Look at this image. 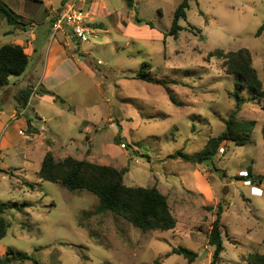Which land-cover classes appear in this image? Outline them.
Wrapping results in <instances>:
<instances>
[{
	"label": "rangeland",
	"instance_id": "obj_1",
	"mask_svg": "<svg viewBox=\"0 0 264 264\" xmlns=\"http://www.w3.org/2000/svg\"><path fill=\"white\" fill-rule=\"evenodd\" d=\"M122 1V16L131 24L127 35L101 17L96 23L102 27L88 19L94 32L88 42L74 41L80 48L77 58L98 77L81 75L56 86L54 94L66 104L65 117L49 123L53 111H60L41 102L39 113L48 123L35 121L37 141L30 137L35 134L25 133V145L1 151L0 203H16L20 209L0 213L9 225L0 240V257L5 247L41 264H191L179 255L166 258L182 246L199 254L193 264H211L214 248L208 236L221 205L226 232L219 264H250L252 254L264 255V99L247 90L236 98L240 80L210 55L248 49L264 85V30L259 35L264 0L192 1L178 39L160 34L169 33L182 0H132L133 8ZM7 27L0 15V40H12L2 35ZM69 107L90 121L83 132L68 122ZM235 111L238 120L255 122L249 144L228 142L211 165L171 158L179 150L202 151ZM96 113L101 114L97 122L91 121ZM50 145L57 160L70 155L126 169L125 185L156 187L168 198L176 229L142 231L113 213L96 214L99 199L86 190L71 192L39 180ZM201 183L209 188L200 189Z\"/></svg>",
	"mask_w": 264,
	"mask_h": 264
},
{
	"label": "trees",
	"instance_id": "obj_2",
	"mask_svg": "<svg viewBox=\"0 0 264 264\" xmlns=\"http://www.w3.org/2000/svg\"><path fill=\"white\" fill-rule=\"evenodd\" d=\"M195 0H182L175 11L172 27L166 36L179 38L183 27L181 21H187V12L190 3ZM127 5L134 7L132 0H127ZM0 15L7 20L10 26L23 25L20 18L5 4L0 2ZM138 23L143 20L136 17ZM264 27L259 30V35ZM224 61L223 65L229 75L236 76L240 82L235 90L236 98L240 97L241 90H247L253 94L257 100L264 99V85L258 76V72L253 66L252 54L248 49H241L237 52L217 50L210 55ZM29 66V57L24 48L16 44H6L0 48V90L9 86L11 77L22 76ZM144 66H148L144 65ZM147 77V76H146ZM145 77V78H146ZM148 81H152L147 78ZM35 93L40 96L50 94L55 96L57 101L65 103L63 99L44 89L35 90L31 85L23 91L21 98L22 108L28 104L30 96ZM29 125L32 126L31 121ZM255 128V122L238 120V112H233L226 121L225 130L216 137H211L204 149L195 154H187L182 150L171 156L173 159H181L184 162L195 165H211L220 149L228 142L237 145H247L251 142ZM264 138V128H263ZM116 141L125 145L117 137ZM127 147V146H126ZM126 169L118 170L112 166L98 165L87 160H79L74 157H66L57 160L52 152H47L37 177L41 181L52 182L62 185L71 192L86 190L99 199V206L95 210L96 214L113 213L134 227L142 231L168 232L176 229L177 221L172 215L168 198L156 187H129L124 183ZM248 179L254 178L252 169L248 170ZM33 188V186H31ZM20 206L16 203H0V213ZM223 207L219 205L217 219L213 222L208 236L209 245L214 248L211 264H219L224 251L223 233L226 232L221 223ZM9 229V225L4 220H0V240H2ZM171 255L183 256L191 264L199 258V254L186 247L179 246L173 248L166 258ZM31 261L34 264H41L33 256L9 248L6 254L0 257V264H17ZM250 264H264V255L252 254L249 256ZM159 264V262H156ZM110 264V263H104Z\"/></svg>",
	"mask_w": 264,
	"mask_h": 264
},
{
	"label": "crops",
	"instance_id": "obj_3",
	"mask_svg": "<svg viewBox=\"0 0 264 264\" xmlns=\"http://www.w3.org/2000/svg\"><path fill=\"white\" fill-rule=\"evenodd\" d=\"M0 2L11 9L23 24L12 27L5 19L8 27L2 32V35L12 37V40H0V48L6 44L20 45L29 57V66L26 72L20 77H11L9 86L0 90L1 106L6 105L8 107L6 111L5 108L0 107V151H2L25 145V138H27V136H24L25 133L32 132L36 135L35 137L30 136L32 141H37V137L40 136L37 132L40 129L35 127V121L44 118L39 113L41 102L44 101L60 111V113L53 111L48 119L49 123L63 116L65 117L63 109L66 104L57 101L55 96L50 94L40 96L33 93L27 106L22 108L23 101H19V99L23 91L30 85L35 90L41 88L54 94L56 86L75 79L80 80L81 75H86L90 79H95L98 76L94 72L95 69L93 70L90 65L77 58L76 52L80 48L74 46V37H70L67 32L62 31L53 36L52 28L58 14L61 12L62 0H0ZM87 5L89 6V20L93 25L104 26L103 23H96L97 18L103 17L113 20L124 36L127 35V32H130L131 24L129 25L121 13V8L124 6L122 0H88ZM105 31L108 32V29ZM160 36L161 39L167 37L162 34ZM84 55L89 56L85 53ZM69 111L67 115L68 122L83 132V126H88L90 121L84 120L82 116L79 117L77 110L73 111L69 107ZM97 115L100 116L101 114L96 113L93 115L94 117H89V119L97 122L95 120ZM30 121L32 126L29 125ZM39 128L42 129L44 126ZM68 138L71 143L80 144L78 142L80 140L70 136ZM50 144L54 145L55 143L52 141ZM52 146L50 145L47 152H52ZM91 155L93 156V154ZM66 157L72 156L67 155ZM66 157H63V159ZM207 188H209L207 183H201L200 189L205 190ZM7 250L4 247L2 254L5 255Z\"/></svg>",
	"mask_w": 264,
	"mask_h": 264
},
{
	"label": "built area",
	"instance_id": "obj_4",
	"mask_svg": "<svg viewBox=\"0 0 264 264\" xmlns=\"http://www.w3.org/2000/svg\"><path fill=\"white\" fill-rule=\"evenodd\" d=\"M62 2L61 12L58 14L52 28L53 36L62 31L67 32L70 37H74L81 43L88 42L91 35L94 34L88 27L89 13L84 10L88 0H62ZM40 121L46 123L45 118H41ZM1 158L0 151V160Z\"/></svg>",
	"mask_w": 264,
	"mask_h": 264
},
{
	"label": "water",
	"instance_id": "obj_5",
	"mask_svg": "<svg viewBox=\"0 0 264 264\" xmlns=\"http://www.w3.org/2000/svg\"><path fill=\"white\" fill-rule=\"evenodd\" d=\"M258 178H256V180H257Z\"/></svg>",
	"mask_w": 264,
	"mask_h": 264
}]
</instances>
